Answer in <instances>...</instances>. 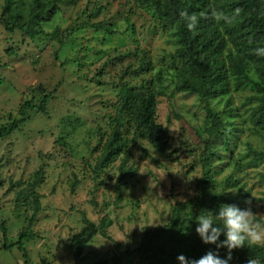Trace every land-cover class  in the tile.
<instances>
[{
    "label": "rangeland",
    "instance_id": "obj_1",
    "mask_svg": "<svg viewBox=\"0 0 264 264\" xmlns=\"http://www.w3.org/2000/svg\"><path fill=\"white\" fill-rule=\"evenodd\" d=\"M16 2L2 19L0 0V127L20 117L25 100L37 106L45 94L51 98L44 111L30 109V119L0 138V264H143L131 252L145 231L169 222L178 201L201 199L205 170V210L215 214L221 203H235L264 222V158L256 157L264 151V129L253 119L252 83L230 75L228 91L205 100L179 90L176 28L152 0H56L53 16L35 25L44 30L35 37L9 30L35 7L34 0ZM56 28L59 37H52ZM230 47L227 41L221 58ZM124 82L157 92L156 120L171 140L160 153L127 122L122 131L130 173L118 190L124 154L104 167L97 162ZM206 105L221 117L220 133L208 141ZM40 168L41 210L31 223V187ZM225 190L235 191L214 193ZM83 216L97 225L110 218L111 239L98 233L76 255L71 243L86 226ZM29 229L32 239L21 236Z\"/></svg>",
    "mask_w": 264,
    "mask_h": 264
},
{
    "label": "trees",
    "instance_id": "obj_2",
    "mask_svg": "<svg viewBox=\"0 0 264 264\" xmlns=\"http://www.w3.org/2000/svg\"><path fill=\"white\" fill-rule=\"evenodd\" d=\"M16 0H5L2 19L11 13ZM35 7L25 16H17L13 23L8 25L9 30L20 29L31 37L43 34L41 24L48 21L55 13L56 0L48 3L34 0ZM157 13L165 22L174 25L180 44L176 55L183 62L178 70L177 86L181 91L200 94L202 99L214 98L226 93L229 88V77L238 76L243 82H250L255 90L258 102L254 109V121L264 129V57L256 56L254 49L264 46V0H213V4L199 6V0H152ZM186 12L195 16L196 20L191 29L187 27L184 17L180 13ZM9 23V21H7ZM59 37V29L51 34ZM63 43V39H60ZM231 43L227 54L222 57L226 42ZM14 55L15 51H10ZM251 72L258 77L252 78ZM51 95L45 94L41 102L36 104L33 100H25L19 108L20 117H15L8 125L0 127V138L18 130L21 124L30 119L29 110L38 108L45 110ZM158 105L157 92L135 90L128 82H124L120 91V102L117 105L114 117V127L106 139L97 162V167H104L121 153L124 154L118 178V190L121 181L130 173L125 169V162L129 156L128 143L123 136L122 128L132 121L141 129L152 146L160 153H164L171 140L166 126L156 120ZM207 119L210 125L206 131L207 140H211L220 133L221 117L211 106H205ZM129 120V121H128ZM256 157L264 158V151H256ZM1 163V162H0ZM1 165V164H0ZM43 169L35 172V180L31 187L34 195L33 223L41 210L40 194L36 188L45 179ZM207 171L198 182L201 199L178 201L172 208L171 217L167 224L145 231L144 236L131 253H136L143 264H179L178 254L186 258H199L206 251L214 249V244H205L201 241L195 227L198 221L195 217L205 210L207 205L208 185ZM76 185V182H75ZM226 202H231L224 198ZM213 205H217L214 202ZM86 224L71 243L72 251L81 255L85 245L98 233L110 238L107 228L112 224L110 218L105 216L99 225L86 216ZM0 229L3 224L0 222ZM23 231L21 236L26 239L33 238V231ZM223 238V235H221ZM8 247V244L5 245ZM219 255H225V249H219ZM264 264V245L247 244L232 249V258L229 264Z\"/></svg>",
    "mask_w": 264,
    "mask_h": 264
},
{
    "label": "clouds",
    "instance_id": "obj_3",
    "mask_svg": "<svg viewBox=\"0 0 264 264\" xmlns=\"http://www.w3.org/2000/svg\"><path fill=\"white\" fill-rule=\"evenodd\" d=\"M184 17L187 27L191 29L196 17L186 12L180 13ZM256 56L264 57V46L254 49ZM225 190L216 191L220 194ZM246 204L250 201L246 200ZM198 221L195 232L205 244H214L215 248L206 251L199 258L185 257L182 253L176 259L179 264H229L232 258V249L247 244H264V222L258 220L251 207L240 208L235 203H221L219 210L213 213L212 210H202L195 217ZM223 235V238H221ZM225 249V255H219V249ZM248 264L252 262L248 261Z\"/></svg>",
    "mask_w": 264,
    "mask_h": 264
}]
</instances>
